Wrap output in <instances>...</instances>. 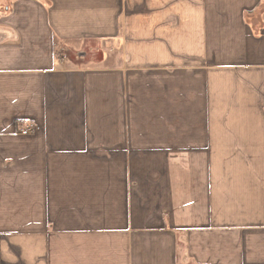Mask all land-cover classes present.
<instances>
[{
	"label": "crops",
	"instance_id": "obj_1",
	"mask_svg": "<svg viewBox=\"0 0 264 264\" xmlns=\"http://www.w3.org/2000/svg\"><path fill=\"white\" fill-rule=\"evenodd\" d=\"M263 107L264 0H0V264H264Z\"/></svg>",
	"mask_w": 264,
	"mask_h": 264
},
{
	"label": "built area",
	"instance_id": "obj_2",
	"mask_svg": "<svg viewBox=\"0 0 264 264\" xmlns=\"http://www.w3.org/2000/svg\"><path fill=\"white\" fill-rule=\"evenodd\" d=\"M262 113H263V115H264V107H263V109H262ZM36 130H37V128H36L35 125H27V126L21 128V129L19 130V132L22 133V134H29V133H33V132H35Z\"/></svg>",
	"mask_w": 264,
	"mask_h": 264
},
{
	"label": "rangeland",
	"instance_id": "obj_3",
	"mask_svg": "<svg viewBox=\"0 0 264 264\" xmlns=\"http://www.w3.org/2000/svg\"><path fill=\"white\" fill-rule=\"evenodd\" d=\"M87 51H89V49H87ZM90 53V52H89Z\"/></svg>",
	"mask_w": 264,
	"mask_h": 264
}]
</instances>
